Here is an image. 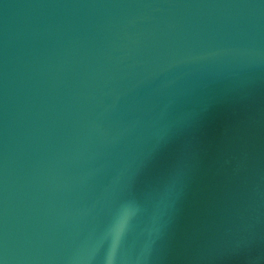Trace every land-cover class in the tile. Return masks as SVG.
I'll list each match as a JSON object with an SVG mask.
<instances>
[{
    "label": "water",
    "instance_id": "obj_1",
    "mask_svg": "<svg viewBox=\"0 0 264 264\" xmlns=\"http://www.w3.org/2000/svg\"><path fill=\"white\" fill-rule=\"evenodd\" d=\"M264 264V0H0V264Z\"/></svg>",
    "mask_w": 264,
    "mask_h": 264
},
{
    "label": "clouds",
    "instance_id": "obj_2",
    "mask_svg": "<svg viewBox=\"0 0 264 264\" xmlns=\"http://www.w3.org/2000/svg\"><path fill=\"white\" fill-rule=\"evenodd\" d=\"M116 255L115 250L110 249L108 253L105 255L104 264H115Z\"/></svg>",
    "mask_w": 264,
    "mask_h": 264
}]
</instances>
